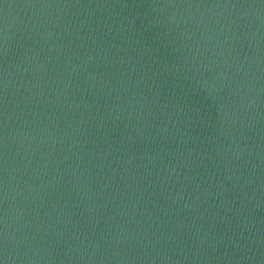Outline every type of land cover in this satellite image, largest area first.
<instances>
[{"label":"water","instance_id":"water-1","mask_svg":"<svg viewBox=\"0 0 264 264\" xmlns=\"http://www.w3.org/2000/svg\"><path fill=\"white\" fill-rule=\"evenodd\" d=\"M152 0H0V264H88Z\"/></svg>","mask_w":264,"mask_h":264}]
</instances>
